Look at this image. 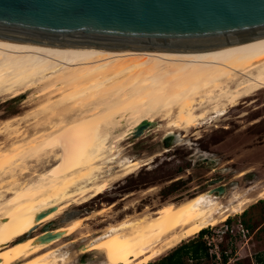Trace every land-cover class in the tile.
<instances>
[{"label": "bare ground", "instance_id": "bare-ground-1", "mask_svg": "<svg viewBox=\"0 0 264 264\" xmlns=\"http://www.w3.org/2000/svg\"><path fill=\"white\" fill-rule=\"evenodd\" d=\"M263 88L264 38L218 48L114 51L0 40V99L28 93L31 104L0 121L7 138L0 145V264H72L59 241L82 219L45 225L109 187L110 178L98 173L119 157L122 140L161 116L178 142ZM149 162L124 158L117 166L124 176ZM255 187L236 188L224 200L215 188L205 190L165 202L153 215L125 216L82 244L79 255L92 260L75 264H148L264 198V186L251 195ZM38 225L43 230L31 234Z\"/></svg>", "mask_w": 264, "mask_h": 264}, {"label": "rangeland", "instance_id": "rangeland-1", "mask_svg": "<svg viewBox=\"0 0 264 264\" xmlns=\"http://www.w3.org/2000/svg\"><path fill=\"white\" fill-rule=\"evenodd\" d=\"M27 95L0 99V121L28 111L31 104ZM165 122L156 116L151 126L122 140L119 157L98 173L110 178L109 187L85 203L68 207L45 225L53 228L75 217L82 219L80 229L59 241L62 249L70 252L72 264L91 261L92 255H79L80 246L125 216L153 215L165 202H177L209 188L220 187L222 190L213 194L224 200L237 189L254 185L251 195H255L264 186V88L240 99L214 121L190 128L178 142L175 135L166 134L170 127ZM178 133L182 134L176 130ZM3 136L0 134V145L7 143ZM124 158L150 162L122 176V167L117 165ZM243 171L246 174L237 177ZM43 228L38 225L31 234ZM199 242L207 248L196 258L192 246ZM184 244L188 247L172 260L179 258L182 264H264V198L250 203L241 214L203 228L149 263L169 262L171 253Z\"/></svg>", "mask_w": 264, "mask_h": 264}, {"label": "water", "instance_id": "water-1", "mask_svg": "<svg viewBox=\"0 0 264 264\" xmlns=\"http://www.w3.org/2000/svg\"><path fill=\"white\" fill-rule=\"evenodd\" d=\"M261 38L264 0H0L4 41L114 51L218 48Z\"/></svg>", "mask_w": 264, "mask_h": 264}, {"label": "trees", "instance_id": "trees-1", "mask_svg": "<svg viewBox=\"0 0 264 264\" xmlns=\"http://www.w3.org/2000/svg\"><path fill=\"white\" fill-rule=\"evenodd\" d=\"M186 247H188V245L184 244L181 247H179L178 249H176L173 253H171V257H169V262L165 263V262L161 261L157 264H182L181 261L179 260V258L172 260V256L174 254H178L179 251L183 250V248L186 249ZM206 248H207V246L203 242L196 243L195 245L192 246V252H193L192 256L197 258L199 256V252L206 251ZM148 264H156V263H148Z\"/></svg>", "mask_w": 264, "mask_h": 264}, {"label": "flooded vegetation", "instance_id": "flooded-vegetation-1", "mask_svg": "<svg viewBox=\"0 0 264 264\" xmlns=\"http://www.w3.org/2000/svg\"><path fill=\"white\" fill-rule=\"evenodd\" d=\"M214 188H216V187H214ZM214 188H209L208 190H213Z\"/></svg>", "mask_w": 264, "mask_h": 264}]
</instances>
